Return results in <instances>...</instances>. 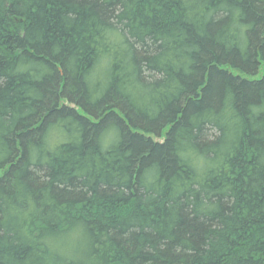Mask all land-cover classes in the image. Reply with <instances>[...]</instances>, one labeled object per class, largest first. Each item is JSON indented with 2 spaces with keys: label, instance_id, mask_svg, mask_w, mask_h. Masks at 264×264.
<instances>
[{
  "label": "trees",
  "instance_id": "1",
  "mask_svg": "<svg viewBox=\"0 0 264 264\" xmlns=\"http://www.w3.org/2000/svg\"><path fill=\"white\" fill-rule=\"evenodd\" d=\"M0 264H264V0H0Z\"/></svg>",
  "mask_w": 264,
  "mask_h": 264
},
{
  "label": "rangeland",
  "instance_id": "2",
  "mask_svg": "<svg viewBox=\"0 0 264 264\" xmlns=\"http://www.w3.org/2000/svg\"><path fill=\"white\" fill-rule=\"evenodd\" d=\"M3 172H0V176L2 175Z\"/></svg>",
  "mask_w": 264,
  "mask_h": 264
}]
</instances>
